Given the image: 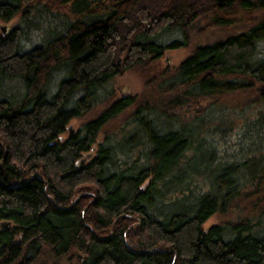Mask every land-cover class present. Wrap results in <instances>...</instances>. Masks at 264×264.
<instances>
[{"label": "trees", "instance_id": "1", "mask_svg": "<svg viewBox=\"0 0 264 264\" xmlns=\"http://www.w3.org/2000/svg\"><path fill=\"white\" fill-rule=\"evenodd\" d=\"M238 11L244 28L195 44L155 99L108 85L188 45L199 16ZM15 15L0 28V264H264V0H0Z\"/></svg>", "mask_w": 264, "mask_h": 264}, {"label": "rangeland", "instance_id": "2", "mask_svg": "<svg viewBox=\"0 0 264 264\" xmlns=\"http://www.w3.org/2000/svg\"><path fill=\"white\" fill-rule=\"evenodd\" d=\"M236 16L237 18L235 19V21L227 25L212 24L210 22V13L199 16L189 26L190 42L188 45L179 46L177 48L167 50L156 63L144 65L143 67H138V66L132 67L121 73H117L109 81L108 85L110 87L113 86L115 88L116 94L119 93L129 94V95L134 94L136 95L137 100H141L143 98L155 99L161 93L158 84L160 83V79L162 78V76L169 74L171 67L175 66L179 62V60L182 57H184L195 44L214 40L223 37L227 33L244 28L245 26L244 21H246L247 16L239 11L236 12ZM16 18L17 15H15L13 18H11L8 21L0 20V25H5L8 29L15 22ZM154 73H157L156 76L157 80L151 83H147L148 77ZM178 87L182 89L184 85L180 84L178 85ZM163 92L167 94V90ZM172 92H174V90H172ZM156 101L162 103L157 99ZM195 105L196 104H194L193 102L183 103L175 111H177V114L179 116H187L194 111ZM102 106L103 104H100L95 108H93L90 112L85 114L83 117L72 119L69 124L72 127V130H74L82 120L94 116ZM132 106H130L129 108H127V110H124L122 113L115 116L111 121H109L106 124V127L103 130H112L113 128L117 127V125L121 121V118ZM66 134L67 132L65 131L63 135L65 136ZM235 217H236L235 208H231L228 211L222 213L215 212L211 214L203 222V226H207L215 222H220L225 218L232 219ZM43 259H44L43 262L46 264H71V262L66 257L59 259V262H55V263L49 257L45 256Z\"/></svg>", "mask_w": 264, "mask_h": 264}, {"label": "water", "instance_id": "3", "mask_svg": "<svg viewBox=\"0 0 264 264\" xmlns=\"http://www.w3.org/2000/svg\"><path fill=\"white\" fill-rule=\"evenodd\" d=\"M0 28H1L2 32H4L5 29H6V26L5 25H0ZM121 94H123V93H121ZM69 124L67 125V128H68L69 131H71L72 127ZM87 155H88V153H87ZM0 225L1 226H5V227H10L11 226V222L9 220H3V221L0 222Z\"/></svg>", "mask_w": 264, "mask_h": 264}]
</instances>
